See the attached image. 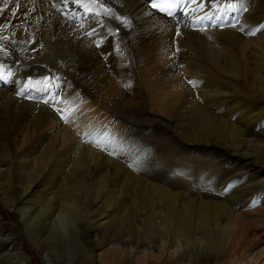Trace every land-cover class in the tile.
<instances>
[{
    "label": "bare ground",
    "instance_id": "1",
    "mask_svg": "<svg viewBox=\"0 0 264 264\" xmlns=\"http://www.w3.org/2000/svg\"><path fill=\"white\" fill-rule=\"evenodd\" d=\"M109 1L106 24L86 34L63 19L74 0H0V60L12 69L0 89V205L20 213L44 264H221L264 210L246 209L264 201V0H189L179 27L149 0ZM101 103L112 130L96 118ZM156 122L179 138L170 153L211 150L223 188L242 163L257 183L236 177L214 200L148 180L151 159L128 151L130 133ZM84 207L105 208L90 238L59 234ZM240 264H264V249Z\"/></svg>",
    "mask_w": 264,
    "mask_h": 264
},
{
    "label": "rangeland",
    "instance_id": "2",
    "mask_svg": "<svg viewBox=\"0 0 264 264\" xmlns=\"http://www.w3.org/2000/svg\"><path fill=\"white\" fill-rule=\"evenodd\" d=\"M203 61L206 64V68L208 69V67H210V64L205 60ZM213 74H215L214 71ZM197 100L202 103L203 102L202 95H200L199 99ZM104 105L105 104L101 103L100 106H98L100 112L96 114V118L99 119L100 122L103 123L110 130H112L113 122L111 120L116 118V114L110 108L104 110ZM92 112H96V109L92 110ZM141 114H140L141 118L139 117L141 122H136V123H138L137 125L144 126L143 122L146 121L145 117L147 118V116L144 113ZM163 124L164 123L162 122H156V133H155V128L151 127L150 130L147 132V136H145L144 134H138L137 132L130 133V135L133 136L132 140L135 138L137 139L133 140L135 141L132 143L133 147L132 146H131L132 148L128 147L129 148L128 151L132 152V155L134 154L135 157L137 158L138 157L144 158V160L145 158L151 159V161H149L147 165L143 163V166L146 167V169L144 170L145 173L140 168V165L138 166L140 161L134 162L135 164H137L138 167L137 169L141 170V172H143V175H145L146 178L148 177L147 178L148 180L158 182L159 184L172 188V190L179 187L183 190H186L184 191L186 195L198 194L197 195L198 198L202 196H208V197L210 196V198L214 200L225 198L223 196V192L229 189L231 184L235 183L236 177L239 178L240 180L245 178L246 183L248 182L247 185L250 184L251 182L253 184L257 183L258 180L257 177L251 178L252 170L254 171V167L242 163L241 166L238 168L236 174H234L232 178H230L229 180L230 183L228 182V185L225 186L226 189L223 188V183L222 181H220V178L221 175H224L225 173L222 172L223 170L218 164L219 162L211 158L212 155L211 150H207L208 149L207 147H206L207 149L206 148L203 149L201 147L194 148L192 152H190L191 151L190 150L188 153L186 152L183 153L182 155L184 157L181 155L182 158H186L187 160L178 157L180 155L176 151H174L176 153L174 152L170 153L169 150H167L166 148L170 149L169 147H172L175 148L176 150L177 148H180L178 145H176L180 143V141L178 136L175 135L171 131V129L167 130L166 124L164 125ZM147 125L151 126L149 124ZM144 129L147 130L148 128H144ZM148 133L150 134L153 133L152 136L155 139V142L159 145L158 148L154 145L153 142L152 143L150 141L145 142L144 139L145 137L152 141V137ZM169 139L171 141H169ZM187 145H188L187 143L186 145L183 144V146H181V149L179 150L185 149ZM125 150L127 149L125 148ZM185 155L189 158H187ZM193 162L195 163L194 165ZM188 163L189 166H187ZM196 164L197 166L194 169L193 167ZM189 167H190V171H189ZM210 169L215 170L216 172L215 177L214 175H210L209 172ZM177 172H179V174H177ZM241 172H243V174ZM260 173L262 178V172ZM181 174L183 175L181 176ZM154 179H156L157 181ZM183 185L186 189L183 187ZM262 199H264V195L263 198H261L260 200L262 201ZM31 208L32 210L39 209L36 207H31ZM250 208H246L249 213L254 212L257 209L258 210L264 209V201L263 203L261 202L260 205L258 204L257 207H250ZM15 209H16L15 207H9V206L6 207L0 205V231L3 233L0 234L2 238L6 236L10 238V241L6 240L3 243L1 242L2 238L0 237V254H1L0 264H22L24 260L27 261L30 260L34 262L35 258L38 264H44L41 259L42 253H40L39 249L36 247V244L29 237L27 229L21 219V215ZM84 209L85 211L82 216L71 217L66 221L64 225L58 224V228H57L58 233L61 235L76 234L77 237L80 239V242L85 243L87 241V238H90L91 236L90 227L96 226L95 221L99 215L105 213V208L84 207ZM246 209L244 211H246ZM29 215H32V213L30 212ZM11 231L13 233L10 235ZM247 231H248V237L244 239L243 243H241V245H239L236 250L229 251L228 254H226V258L222 261L221 264H240V261L242 260L243 256L244 257L251 255L255 256L257 253L260 252L261 249H264V210L261 212L259 216L249 217ZM44 237L45 234L43 235L42 238ZM111 239L115 241H120V235L114 234V236H112ZM110 246H112V244L105 242L101 245H98L97 248L98 251H100ZM157 254L160 257L163 256L159 253ZM221 259L222 258H219L220 261ZM93 264H101V263L96 260ZM211 264H214V262H212Z\"/></svg>",
    "mask_w": 264,
    "mask_h": 264
}]
</instances>
